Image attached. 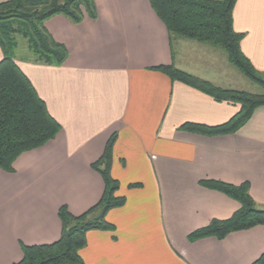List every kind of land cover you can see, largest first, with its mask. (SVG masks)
<instances>
[{
  "label": "crops",
  "instance_id": "1",
  "mask_svg": "<svg viewBox=\"0 0 264 264\" xmlns=\"http://www.w3.org/2000/svg\"><path fill=\"white\" fill-rule=\"evenodd\" d=\"M92 1L93 19L84 12L79 23L57 15L43 24L68 53L60 66L36 61L17 37L14 63L61 129L19 155L12 173L0 169V264L19 263L22 246L57 242L60 208L78 217L100 202L105 186L93 166L112 138L110 176L125 202L105 215L113 231L86 233L82 264H253L264 254V226L221 240L189 236L240 208L201 182L247 183L264 211V107L233 134L185 131V124L223 125L240 107L158 68L223 90L249 93L251 81L233 72L223 50L170 37L148 0ZM232 28L242 35V55L263 76L264 0H236Z\"/></svg>",
  "mask_w": 264,
  "mask_h": 264
},
{
  "label": "trees",
  "instance_id": "2",
  "mask_svg": "<svg viewBox=\"0 0 264 264\" xmlns=\"http://www.w3.org/2000/svg\"><path fill=\"white\" fill-rule=\"evenodd\" d=\"M236 0H148L153 12L166 27L170 37L195 41L223 50L229 63L245 78L264 89V75H259L242 55L241 34L232 28V12ZM95 17L92 0H10L0 3V169L12 173V164L22 153L42 147L60 131L38 98L27 78L13 60L17 37L26 40L35 60L60 66L68 53L64 46L52 40L43 24L61 15L79 23L83 13ZM170 80L180 81L202 91L218 102L239 105L238 113L227 123L206 127L185 124L182 129L204 136L229 135L239 130L253 112L264 107V93L253 95L213 87L207 82L176 70L160 67ZM114 138L106 145L100 161L93 166L102 178L105 190L100 202L86 213L75 217L65 207L58 211L62 225L60 238L51 245L22 246V259L17 264H82L79 252L86 245V233L93 230L113 231L105 221L106 213L121 207L124 198L116 197L118 182L110 176L111 150ZM203 187L218 191L239 203L240 208L226 221H212L192 233L190 241L214 237L264 226V211L256 209L247 183L233 186L216 181H204ZM253 264H264V254Z\"/></svg>",
  "mask_w": 264,
  "mask_h": 264
},
{
  "label": "rangeland",
  "instance_id": "3",
  "mask_svg": "<svg viewBox=\"0 0 264 264\" xmlns=\"http://www.w3.org/2000/svg\"><path fill=\"white\" fill-rule=\"evenodd\" d=\"M16 42H17V45H18V40H16ZM232 68V70H233V72L235 73V74H239V76H242L238 71H236V69H234L233 67H231ZM243 78V77H242ZM246 84H247V88H244V90L246 91V92H249V93H255V91H259V93H257V94H263L264 93V89H262V88H260L258 85H256L257 87H255L251 82H249V81H247L246 82ZM251 91H253V92H251Z\"/></svg>",
  "mask_w": 264,
  "mask_h": 264
}]
</instances>
